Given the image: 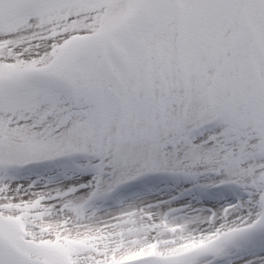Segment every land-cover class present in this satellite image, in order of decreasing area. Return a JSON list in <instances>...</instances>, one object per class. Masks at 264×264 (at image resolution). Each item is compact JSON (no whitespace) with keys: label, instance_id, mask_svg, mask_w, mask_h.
<instances>
[{"label":"snow or ice","instance_id":"snow-or-ice-1","mask_svg":"<svg viewBox=\"0 0 264 264\" xmlns=\"http://www.w3.org/2000/svg\"><path fill=\"white\" fill-rule=\"evenodd\" d=\"M0 264H264V0H0Z\"/></svg>","mask_w":264,"mask_h":264}]
</instances>
